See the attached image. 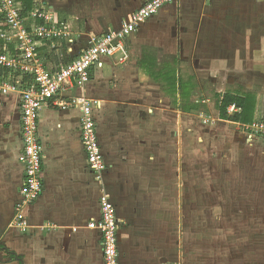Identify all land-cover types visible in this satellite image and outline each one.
<instances>
[{
    "label": "crops",
    "instance_id": "obj_1",
    "mask_svg": "<svg viewBox=\"0 0 264 264\" xmlns=\"http://www.w3.org/2000/svg\"><path fill=\"white\" fill-rule=\"evenodd\" d=\"M15 1L23 10L28 30L37 24L55 26L61 32L51 40L38 43L37 53L51 71L76 59L92 39L120 29L145 2L30 0L28 8L27 0ZM231 2L176 0L170 3L130 37L127 62L105 58L93 70L84 91L72 87L63 95L66 98L85 95L92 104L108 164L103 176L95 175L88 166L81 140L80 110L43 108L39 138L45 155L44 189L39 199L25 209L27 230L14 224L15 207L21 200L20 189L25 178L20 98L15 92L0 93V243L4 242L0 246V264H105L101 232L89 226L100 219L103 191L115 205L120 222V264L191 263L186 252L185 190L181 186L184 171L180 164L174 166L182 158L180 126L175 133L176 144L170 140L168 127L162 125L161 131L154 125L157 130L153 131L155 128L147 119L153 118L156 110L163 113L170 109V106H158L166 95L157 87L165 85L172 91L160 76L167 67L176 68L178 80L192 81L193 89L196 81L205 77L215 84V89L220 79L233 85L231 81L236 77L229 72L235 63V52L245 57L242 52L251 49L248 42L246 49H242L238 37L255 31L239 26L235 32L228 24L226 12L236 13ZM40 7L51 13L52 24L32 19V12ZM210 18L212 26L204 28L202 22ZM234 36H238L237 43ZM169 56L174 63L163 62ZM187 61H192L194 74L186 80L181 71ZM214 68L216 71L212 72ZM145 81L148 85L142 84ZM74 89L78 90V96L71 94ZM220 91L217 90V101L227 93ZM173 94L181 101L190 98L184 99L179 89ZM157 98L160 100L154 103ZM176 113L180 121L181 113ZM133 115L142 120L134 127L135 134L129 125ZM114 117L118 122L110 126ZM105 123L109 124L106 133ZM232 124L240 126L237 122ZM232 133L236 134L234 129ZM242 138L247 137L242 135ZM171 179L174 181L170 185ZM4 254L11 258H3Z\"/></svg>",
    "mask_w": 264,
    "mask_h": 264
},
{
    "label": "rangeland",
    "instance_id": "obj_2",
    "mask_svg": "<svg viewBox=\"0 0 264 264\" xmlns=\"http://www.w3.org/2000/svg\"><path fill=\"white\" fill-rule=\"evenodd\" d=\"M232 6L236 13L228 11L226 15L233 30L236 32L239 26H246L251 28L250 32L255 31L248 36H234L242 49H246L248 43L251 49L242 52L245 57L235 52V63L229 72L236 77L231 81L233 85L220 79L215 89V84L205 77L196 81L188 101L178 100V95L165 85L157 87L166 95L158 106H170V109L163 113L156 110L155 116L147 119L158 128L168 127L170 140L176 144L175 133L180 126L183 159L174 162V166L180 164L184 171L181 186L185 190L186 252L190 264H264V138L250 139L241 124L221 120L216 104L217 90L253 93L257 99L254 121H264V0H232ZM215 24L218 26V22ZM202 26L211 27V18L205 19ZM167 58L164 63L175 62L171 56ZM187 62L181 71L186 80L194 74L192 61ZM142 84L148 85V82ZM71 94L78 96L79 92L74 89ZM157 100L160 99H154V103ZM176 111L181 113L180 121ZM131 118L133 122L129 125L135 134L134 127L142 120L136 115ZM117 122L114 117L110 126ZM108 125L104 124V132ZM233 129L236 134L232 133ZM173 181L171 179L170 185ZM3 244L1 241L0 246ZM3 258L11 257L4 254Z\"/></svg>",
    "mask_w": 264,
    "mask_h": 264
},
{
    "label": "built area",
    "instance_id": "obj_3",
    "mask_svg": "<svg viewBox=\"0 0 264 264\" xmlns=\"http://www.w3.org/2000/svg\"><path fill=\"white\" fill-rule=\"evenodd\" d=\"M174 1L176 0H145L120 29L92 39L76 59L51 71L37 53L38 43L51 40L61 35V32L55 26L37 24L28 30L23 10L17 2L0 0V93L8 95L15 92L20 98L25 178L20 189L21 200L15 207L14 224L21 230H27L29 225L25 209L39 199L44 189L45 155L39 138L43 108L53 106L61 110H80L81 140L88 157V166L95 175L103 176L108 164L102 152L92 104L85 95L78 98H66L63 95L72 87L84 91L91 81L93 70L105 58L118 57L120 63L127 62V43L130 37ZM31 17L44 20L49 25L54 22L53 16L45 7L36 8ZM235 110L241 112L235 106L230 107L228 112ZM240 124L250 139L264 138V121ZM89 226L101 232L104 263L120 264V222L116 207L105 191L100 198V219Z\"/></svg>",
    "mask_w": 264,
    "mask_h": 264
},
{
    "label": "trees",
    "instance_id": "obj_4",
    "mask_svg": "<svg viewBox=\"0 0 264 264\" xmlns=\"http://www.w3.org/2000/svg\"><path fill=\"white\" fill-rule=\"evenodd\" d=\"M25 2L29 8L31 1L27 0ZM175 69L176 68L174 67H167V69L163 72V74L161 73L160 76L168 83V86L173 92H177L179 89V91H181L182 97L184 99H188L194 84L192 81L185 82L181 78L178 80L176 78L177 76ZM217 106L220 111L221 120L251 124L255 119L257 99L253 93L243 94L239 92H227L222 98H218ZM232 106L240 109L241 112L229 115L228 110Z\"/></svg>",
    "mask_w": 264,
    "mask_h": 264
}]
</instances>
